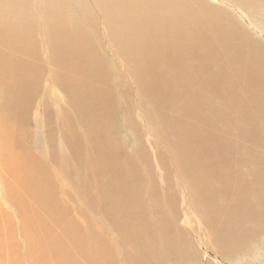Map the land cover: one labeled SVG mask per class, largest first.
<instances>
[{
    "label": "bare ground",
    "instance_id": "1",
    "mask_svg": "<svg viewBox=\"0 0 264 264\" xmlns=\"http://www.w3.org/2000/svg\"><path fill=\"white\" fill-rule=\"evenodd\" d=\"M33 26L38 38L29 33ZM27 36L38 40L39 48H28ZM105 53L119 64H111ZM191 62L197 64L189 67ZM114 67L125 69L134 81L141 109L159 132L172 117H194L201 95L199 105L207 116L200 122L206 128L207 121H215V134L187 116L188 123L171 119L170 130L160 136H174L169 150L196 194L190 209L210 224L211 215L220 219L213 236L222 250L247 244L256 229L264 230V158H254L248 181L230 168L240 147L231 142L264 136V0H0V130L10 147L7 199L19 212L25 202L12 186L34 193L39 210L33 214L43 218L36 223L46 249L62 261L68 241L81 256L91 248L94 257L87 258L94 264H118L100 230L75 227L71 211L89 223L85 213L90 208L120 230L118 239L129 241L132 251L138 247L125 253L128 264H186V242L176 237L169 218L172 194L156 190L148 156L120 149L117 119L122 112L124 125L133 131V104L121 93L119 84L126 80ZM211 82L214 91L221 86L212 97L202 88ZM219 98L221 109L208 105ZM40 107L46 115L38 114ZM227 120L237 123L232 138L225 136L230 126L221 124L220 130L217 124ZM140 157L142 168H136ZM101 175L105 193L93 196L87 189H95ZM67 202L84 208L75 210ZM64 221L59 238L48 235L50 224Z\"/></svg>",
    "mask_w": 264,
    "mask_h": 264
},
{
    "label": "rangeland",
    "instance_id": "2",
    "mask_svg": "<svg viewBox=\"0 0 264 264\" xmlns=\"http://www.w3.org/2000/svg\"><path fill=\"white\" fill-rule=\"evenodd\" d=\"M215 3L220 5L221 7L224 6L223 4L217 2ZM30 12H32V9L30 10ZM26 18H30V17L27 15L25 16L24 20ZM33 25L36 27L38 26L37 24H33ZM34 26L33 28H30L29 33L33 32L31 37L35 36L34 38H38L37 29ZM251 33L253 32L251 31ZM25 41H27V43L24 44H26L28 48L32 46H33L32 48H39L35 46L38 40L34 42V40H32L30 37L27 36ZM102 43L105 45L104 42ZM37 50H38V55L40 54L41 56L43 54L42 50L41 49L40 50L37 49ZM105 55L109 59V62L111 64L114 65L115 62L119 64L117 60L113 61V59L112 61L114 63H112L111 61L112 57L107 53H105ZM194 64L197 63L191 62L188 65L189 67H191ZM205 67L206 65L203 64L201 65L202 69ZM114 69L116 70L115 67ZM118 69L122 71L123 75L121 76H123L122 77L123 80L124 79L126 80L123 81L122 84H119L121 93H123L126 98L128 99L130 98L129 99L130 104H133L132 115L131 114L129 115V118H131L130 121L133 123V125L130 124V126H132L133 128V131H131L132 129H128L124 125L123 122H125V119L123 118L124 115L122 112H120L117 119L119 125L121 126L120 131L116 132L121 142L120 149L123 148L126 153L135 155L136 157L138 152L139 153L143 152L142 156L145 155L148 156L150 159L151 173H153L152 180H154L155 182L154 185L156 186L155 188H157L156 190L158 191L159 189L158 191L159 194L163 192V196H167L168 192L170 193L169 195L172 194L171 205L173 209V214L172 217L171 216L169 217V215L168 217L172 221V226L174 228L176 237L182 238V240H185L186 242V247L184 246V248L189 254L186 258H184L186 264H197V263L198 264H264V230H260L259 228L256 229L253 232V234L248 238L247 244L241 245L240 243V245L236 244L231 247L228 245L231 248L230 251L229 249H227L228 246L224 247L223 248L224 250H222L221 244L217 243L213 236V231H216L219 228L220 219L215 220L214 215H211L213 219V223L210 224L206 222L202 218V216L196 212V210L194 211L193 209H190L191 208L189 206L190 199L191 197H194V195L196 194H195V190L194 191L192 190L193 187L190 186L192 182L189 179L186 180L182 178V176L185 177L186 175H184L183 170L182 171L178 170L177 162L173 158L172 152L169 150L168 141L174 143V136L171 134L168 135L165 139L162 140L160 139V136L163 135V133L165 134L168 130H170L169 121L171 119L175 118L177 120V118H180L181 123H188L187 116H190L192 118L191 121L196 125V127H198L199 125L203 129L205 130L210 129L213 132V129L216 127L214 123L215 121L213 122L207 121L206 123L208 127L206 128L200 122L201 118L207 116L206 111H203L205 110V108L204 107L201 108L199 105V100L201 99V95H198L199 98L197 97L195 100L196 106L198 108V112L194 114V117H192L187 113L182 117H172L171 119L165 122V129L159 132L154 127V123H152L154 122V120L151 117H145L144 111L141 109L139 93L136 90L134 81L131 80L128 76L124 75L127 72L125 69H122L121 67H118ZM117 70H116L117 73L120 72L119 70L118 71ZM200 75H198V78L200 77L199 80H202L203 84L204 83L207 84L208 79L207 78L205 79V75L204 74H200ZM48 81L51 82L52 79L49 78ZM81 81L84 82V79H80V83H82ZM212 85H214V82H211L210 87L207 86L202 87L204 90H206V93L208 92L209 94H211V97L216 95L219 92V90H221V86H218L216 91L212 90ZM114 89L115 88L113 87L111 92ZM117 92L118 89H115V95H117ZM220 101L221 98L216 99L214 105H212L211 102H209L208 105H211L216 109L217 108L221 109ZM180 104L181 103H176L174 104V107L177 109H181L180 106L182 104L181 105ZM41 111L46 115L45 108L40 107V110L38 111L39 115L41 114ZM172 116H176V113L174 111L172 113ZM217 124L219 125L220 130L222 127L221 124H223L224 126L228 125V127L230 126L229 128H231L232 130L229 129L228 134L225 135L226 137L232 138L235 135V131H233V129L237 124L236 122L229 120L228 123L227 120V121H220ZM33 127L34 125L31 126L32 129ZM203 129L202 130L199 129V130L200 133L203 132L204 134L205 130ZM0 132H1L0 133V160H1L0 170L2 172V173L0 172L1 175L0 176V208H1L0 209V264H94V261L92 259L87 258L89 256L94 257L91 248L90 251H88L85 255L81 256L79 255L77 249H75L74 245H72L68 241H64V246L61 251V253L63 252V256H61L62 261H60L61 259H59L58 255L54 256L51 250H50L51 252H49L46 249L45 239H40L38 235V232L41 231V228L38 226V223L36 222L38 220L42 221L43 218L41 219L40 216L36 217L33 214V213H37L39 207L34 203L35 201L33 202V198L31 196H35V195L32 191H27L26 187L20 188V187H16L15 185L12 186L13 190L20 192V195L25 202L24 207L20 208L19 212L16 211V209L14 208L12 199H7L8 197L7 193L11 189L5 188V185H8L9 183V171L5 170L8 169L5 166V164L7 161L10 147L7 145V142L4 143L3 141L4 134L1 130ZM216 137L219 140H220L219 137L222 138V136L219 137L216 136ZM228 138L227 140L231 142L230 141L231 139L229 140ZM231 143L235 146H240V147H237L236 149L237 151L231 157L232 165L230 166V168L236 172L239 171L242 174L241 177H243L245 181H248L247 179L250 180L251 178H253L252 171L255 166L253 163L255 162L254 158H264V136H259V140H257L256 142H251L246 139H240ZM231 147L234 146L231 145ZM136 148H140V149L137 152H134ZM143 159L144 158L141 157L138 159V161L135 163L136 168L138 167L142 168ZM123 164H127V163L123 162ZM146 167L147 166L143 167V169L141 170L144 174L147 173ZM4 176L5 178H3ZM150 178H147L146 182L150 181L151 180ZM104 179H105L104 175H101L99 181L96 183L97 184L96 188L87 189V190L93 196H95V193L97 192L105 193L106 184H103L105 183ZM69 191L68 189H66V192ZM67 204L68 206L72 205L71 203L68 202ZM76 204L77 203H74L72 205L73 209L77 210L80 209L81 207L84 208L83 205H79V204L76 205ZM165 204H167L166 209L168 208L166 213L170 214L171 209L167 201H165ZM22 210H24L25 212L24 211L22 212ZM76 212L77 211H75V213L73 212V210L71 211V218H74L77 222L75 227H78L82 224L86 232L88 226H91L98 231L100 230L99 232H101L104 229L103 231L106 233H104L103 231L101 233L99 232L97 233L101 234V236L106 241H108V244L110 245L111 249L113 248L112 249L113 258L117 260L118 264L120 263L128 264L126 261L125 253H136L138 247L132 251V249H130L132 248L131 247L132 245L129 241H125V240L121 241L120 239H118L121 238L120 230L115 227L113 228L111 222L106 217L104 216L99 217L101 213H99L98 210L89 208L87 213H85L86 215H88V217H90L89 219L91 221L89 220V223L84 221ZM216 212L217 211H215V214ZM92 219L95 221L97 220L98 226L94 225L95 222ZM246 224L248 223H245L243 225ZM66 225H67L66 221H64L61 226L50 224L48 235L55 234V237L59 238L62 233V230L66 227ZM108 225L109 227H107ZM210 226L212 228H210ZM238 229L240 228L238 227ZM69 230L71 231L72 228L70 227ZM239 231H241V229ZM46 237L47 236L45 235L42 236V238H46ZM161 237H163L162 234L159 236V239ZM91 245H92V241L90 240L89 246ZM238 247H242L243 249L242 248L237 249ZM93 250L95 253L98 252V248H94ZM187 261L189 262L187 263ZM161 264H177V263H174L172 261H165Z\"/></svg>",
    "mask_w": 264,
    "mask_h": 264
}]
</instances>
